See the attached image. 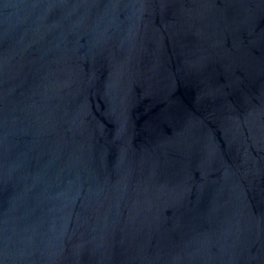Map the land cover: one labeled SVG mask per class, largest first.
<instances>
[{"label":"water","instance_id":"95a60500","mask_svg":"<svg viewBox=\"0 0 264 264\" xmlns=\"http://www.w3.org/2000/svg\"><path fill=\"white\" fill-rule=\"evenodd\" d=\"M0 264H264V0H0Z\"/></svg>","mask_w":264,"mask_h":264}]
</instances>
